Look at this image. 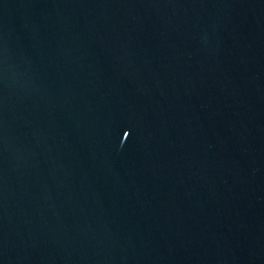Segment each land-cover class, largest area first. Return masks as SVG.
Instances as JSON below:
<instances>
[{
    "label": "water",
    "instance_id": "water-1",
    "mask_svg": "<svg viewBox=\"0 0 264 264\" xmlns=\"http://www.w3.org/2000/svg\"><path fill=\"white\" fill-rule=\"evenodd\" d=\"M0 264H264V0H0Z\"/></svg>",
    "mask_w": 264,
    "mask_h": 264
},
{
    "label": "snow or ice",
    "instance_id": "snow-or-ice-1",
    "mask_svg": "<svg viewBox=\"0 0 264 264\" xmlns=\"http://www.w3.org/2000/svg\"><path fill=\"white\" fill-rule=\"evenodd\" d=\"M125 135H129V133H125Z\"/></svg>",
    "mask_w": 264,
    "mask_h": 264
}]
</instances>
